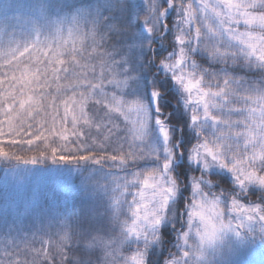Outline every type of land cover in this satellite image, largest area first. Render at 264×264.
<instances>
[{"label":"snow or ice","instance_id":"obj_1","mask_svg":"<svg viewBox=\"0 0 264 264\" xmlns=\"http://www.w3.org/2000/svg\"><path fill=\"white\" fill-rule=\"evenodd\" d=\"M61 8L68 15L57 22V46L0 50V68L13 69L0 81V159L22 163L29 184L66 183L80 162L130 171L131 179L111 204L83 183L70 202L32 194L0 201V264H189L228 233L237 241L223 264H253L256 251L264 264V0H65ZM151 63L182 91L177 107L187 110L190 132L181 126L177 136L161 118L155 84L154 109L123 98L133 82L148 83L134 65ZM42 80L74 81L81 112L66 106L62 119L57 112L49 128L25 136L21 117L39 105L32 92ZM153 124L162 145L150 142ZM73 135L80 151L67 146ZM41 144L47 153L32 151ZM44 159L63 166L36 167ZM186 198L180 251L157 255ZM254 222L259 231L249 235Z\"/></svg>","mask_w":264,"mask_h":264},{"label":"trees","instance_id":"obj_2","mask_svg":"<svg viewBox=\"0 0 264 264\" xmlns=\"http://www.w3.org/2000/svg\"><path fill=\"white\" fill-rule=\"evenodd\" d=\"M64 2L65 0H0V50L7 52L13 48L22 49L37 41L42 45L57 46L60 43L56 31L57 22L63 20L68 15L61 8ZM74 2L94 4L95 0H74ZM69 27L70 25L67 23L63 25L62 35L65 39L68 36ZM170 53L171 48L164 54L169 55ZM155 59H159V57ZM200 63L203 64L204 61L201 60ZM134 70L143 73L141 82L146 78L148 83L146 86L137 89L136 84L133 82L124 98L128 100L140 99L142 102L151 103L153 106L151 92L153 84H155L163 93L159 101L161 112L163 113L161 118L169 120L177 136H179V127L181 126L185 128L186 132H190L187 110L181 111L183 99L178 94L177 85L175 86L174 81L171 80L170 74L160 70L156 63L135 64ZM12 71L13 69L10 67L0 68V81L7 80ZM45 83L47 81H40V86L32 92V97L40 102L39 105L35 103L30 104L29 106L33 109L32 114L30 115L27 111L22 114L21 119L25 122L21 124V131L25 136H27L29 131L35 135L37 130H42V124L44 128H49L51 125L50 117L57 112L62 119L65 115L66 106L77 115L81 112L83 101L78 96L81 89L75 86L74 81L71 85L69 83L60 84L56 81H51V87L44 86ZM2 87H6V85L0 84V88ZM17 95L19 96L20 93L18 92ZM177 101H179L181 108L177 107ZM19 108V103L14 105V109ZM92 118H95V112H93ZM68 126L70 131L74 130L71 120L68 121ZM80 127L84 128V125L81 124ZM95 135L96 133L93 131L92 136ZM88 142L91 143V137H89ZM53 145L58 147L59 141L54 140ZM67 146L73 152L80 151V139L75 135L71 136V140ZM32 151L47 153L48 149L41 144L39 148H33ZM34 152H25L23 154L32 155L35 154ZM57 166L63 165L59 163L53 165L49 159H44L42 163L36 165L39 168ZM71 166L73 167L72 177L66 183L42 182L40 179H37L29 184L27 181L21 179L20 174L25 168L22 163L14 159H0V201L19 202L24 195L32 194L39 196L45 201H64L67 198L68 202H70L71 197L77 194V189L83 183L89 189L99 190L105 200L111 204L110 195L103 190L104 185L116 180L118 177L131 178L130 171L116 170L107 164L95 165L90 162H80ZM181 182L183 181L181 180ZM245 199L247 198L245 197ZM187 206L188 200L186 198L182 205H177L175 208L177 228L175 231L169 230V234L163 238L162 246L156 245L152 249L157 255L163 254L164 256H168L170 252L176 253L180 251L181 242L177 239V235L184 220L183 214ZM252 227L254 228V232L249 233V235H254L259 231V225L255 222ZM3 243L4 238L0 237V246H3ZM91 243L93 246H96L95 240L91 241ZM231 245H234V243H231ZM223 251L225 252V250ZM224 252L209 253V256L199 262V264H212L216 261H219V264H223L228 255L224 256ZM251 259L253 260V264H260L262 259L260 252L256 251L252 253ZM189 264H191V259L189 260Z\"/></svg>","mask_w":264,"mask_h":264},{"label":"rangeland","instance_id":"obj_3","mask_svg":"<svg viewBox=\"0 0 264 264\" xmlns=\"http://www.w3.org/2000/svg\"><path fill=\"white\" fill-rule=\"evenodd\" d=\"M177 92H178V94H180L181 97H183V93H182V91L180 90V88L178 86H177ZM123 98H124V96H123ZM152 102H153V106L152 107L154 109L155 106H156V101L152 100ZM144 103H148V102H144ZM151 128H152V130H151V133H150V142L153 145H162L163 141H162V137H161V135L159 133L158 126L153 124L151 126ZM126 179L130 180L131 178L118 177L116 180L111 181L110 183L108 182V184H105L103 190L108 195H110L109 198H111L112 196H115L116 194H118V192H119L118 185L123 183V182H125ZM110 202L112 203L111 199H110ZM174 211H175V209H174ZM236 241H237V238L235 237L234 234H232V233L226 234L221 240L217 241L214 246L203 248L201 254L194 253L192 255V257H191V264H199V262L203 261V259H205L207 256H209V253H214V252H217V251L219 253H223L224 252L223 250H225V252L223 254L225 256L226 254H228L227 252H229V250L233 246V245H231V243L235 244ZM224 246H226V247H224ZM212 264H219V261H216L215 263H212Z\"/></svg>","mask_w":264,"mask_h":264}]
</instances>
